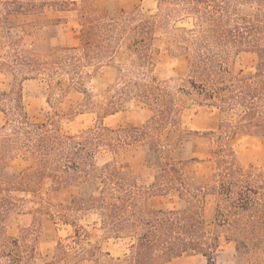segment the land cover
Here are the masks:
<instances>
[{"label":"trees","instance_id":"16d2710c","mask_svg":"<svg viewBox=\"0 0 264 264\" xmlns=\"http://www.w3.org/2000/svg\"><path fill=\"white\" fill-rule=\"evenodd\" d=\"M97 1L0 0L6 39H0V73L12 75L9 91L0 89V264H165L188 250L215 264L224 243L233 244L238 264H264V170L243 169L232 145L250 134L264 146V0H157L149 12L123 11L116 0V10L101 8ZM67 10L77 12L79 43L62 47L57 26ZM40 38L43 49L36 51ZM155 41L185 60L182 76L148 78ZM240 55L255 57L252 72L236 70ZM104 65L115 69L113 82L90 94L86 79ZM29 82L50 106L79 92L70 110L94 113L95 124L62 133L31 121ZM131 101L151 113L142 125L104 123ZM191 105L217 109V128L183 127L182 111ZM199 136H209L212 168L193 181L185 167L202 159L188 157L185 148ZM137 150L154 156L150 183L142 165L124 160ZM18 157L25 167L5 177ZM46 181L51 190L70 187L75 195L65 204L46 200V207L26 208L19 194L36 193ZM170 191L179 207L152 202ZM68 211L88 215L92 231ZM44 215L73 227L46 256L39 250ZM12 223L14 235L8 233ZM115 240H124L118 255L104 248Z\"/></svg>","mask_w":264,"mask_h":264},{"label":"rangeland","instance_id":"374dc122","mask_svg":"<svg viewBox=\"0 0 264 264\" xmlns=\"http://www.w3.org/2000/svg\"><path fill=\"white\" fill-rule=\"evenodd\" d=\"M7 1V0H2ZM10 1V0H8ZM79 2V0H75ZM157 0H123V11L133 10V6H137L142 12L155 11ZM96 5L101 8L111 6L112 10H116L115 1L98 0ZM63 18L57 27L60 34L66 37L70 27L77 25V12H62ZM0 39L5 42V28L0 27ZM68 42V40H67ZM66 43V42H65ZM34 50L41 51L43 49L42 38L34 43ZM0 53L3 50L0 48ZM153 68L148 75L149 79H167L170 77H180L185 72V60L183 58H175L168 54L165 46L155 41L153 46ZM121 56L115 57L114 61L119 62ZM256 64L255 57L240 55L235 63L237 71L242 70L245 73L252 72ZM91 73V71H90ZM101 70L97 75H91L86 79V88L90 94H95L98 90L107 87L113 82L115 76V69L107 67L104 70L102 77H99ZM12 83V75L7 72L0 73V89L2 91H9ZM25 101L27 106V114L29 119L33 122H45L49 127L57 128L62 133H76L88 127H92L96 122V115L94 113L73 114L70 110L77 101L81 99V94L77 91L71 90L63 97H59L52 101L51 106L46 102V99L35 93L38 91V86L34 82H29L25 87ZM150 111L137 101L129 102L125 109L110 115L104 119V123L109 126H140L149 117ZM5 117L0 111V126L4 123ZM219 121V114L214 107L191 105L185 108L181 114L182 126L192 130L211 131L217 128ZM236 156L243 169L249 167H257L264 170V146L261 144L258 137L243 134L232 142ZM211 151V143L209 136H199L193 142L187 144L185 153L188 157H199L201 162L190 163L185 167V170L192 176L193 181H202L208 175L212 168V163L207 159ZM124 160L127 164L132 166L142 165V173L144 181L150 183L153 179L152 174L157 171L154 166V156L145 152V150L127 151L124 154ZM26 165L23 157H18L12 164L4 170L5 177H12ZM75 190L61 187L52 191L49 187V182L46 181L41 189L36 193H21L19 194L24 199L26 208H32L42 205L46 207L45 201L68 203ZM156 206L164 208H177L180 203L174 191H170L166 195L152 199ZM71 220L74 219L78 223L84 225L88 230L92 231L90 217L86 214L71 212ZM73 215V217H72ZM73 227L69 223H63L57 217L52 215L43 216V234L39 242V250L42 256L52 254L57 237H66L72 233ZM16 223H12L8 228V233L16 234ZM124 240H115L110 244L104 246L113 255H118L123 249ZM234 247L232 243H224L219 246L215 254V264H238L234 259ZM84 264H92L85 262ZM165 264H206V258L199 252L188 250L178 256L172 257Z\"/></svg>","mask_w":264,"mask_h":264},{"label":"crops","instance_id":"0c3cea01","mask_svg":"<svg viewBox=\"0 0 264 264\" xmlns=\"http://www.w3.org/2000/svg\"><path fill=\"white\" fill-rule=\"evenodd\" d=\"M117 1V3L119 4V6L123 9V10H125L124 9V5H123V0H116ZM135 7H137V6H133V8H135ZM72 11H75V10H67V11H63V12H72ZM62 18H65L66 19V16H63ZM64 22V21H63ZM62 22V23H63ZM64 23H66V22H64ZM58 28V27H57ZM67 40H68V42H67ZM57 42H58V44L60 45V46H62V47H70V46H76V45H78V43H79V34H78V32H77V28L75 27V26H73V27H70V29H69V32H68V34H66V37H63L61 34H60V31L57 29ZM66 42V43H65ZM107 67H111V66H108V65H104L102 68H101V73H100V76L99 77H102V75L104 74V70L107 68ZM14 161V160H13ZM12 161V162H13ZM12 162L11 163H9V165L4 169V170H6L11 164H12ZM64 188H69V189H72V190H74L73 188H70V187H64ZM57 190V189H56ZM52 191H55V190H52ZM74 196V195H73ZM72 196V197H73ZM71 197V198H72ZM10 227V226H9ZM108 244H110V243H108ZM107 245V244H106ZM106 250H108V249H106ZM109 251V250H108Z\"/></svg>","mask_w":264,"mask_h":264}]
</instances>
